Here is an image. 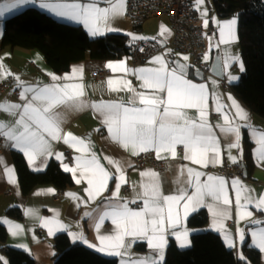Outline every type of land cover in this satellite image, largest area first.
Segmentation results:
<instances>
[{
  "label": "snow or ice",
  "instance_id": "1",
  "mask_svg": "<svg viewBox=\"0 0 264 264\" xmlns=\"http://www.w3.org/2000/svg\"><path fill=\"white\" fill-rule=\"evenodd\" d=\"M195 2L199 10L204 0H195ZM36 3L41 9L48 10L58 17L83 23L93 36L102 35L104 30L113 31L114 29L109 26L110 20L122 15L126 8V0H106L107 7L99 6L97 0H92L90 3H81L80 0H72V2L57 0L56 3L50 0H3L0 3V17L13 13L22 5ZM202 15L207 16L206 9ZM216 23L219 27L220 43H227L225 35L234 36L237 19L233 18L223 24L218 21ZM203 24L207 28L209 20L205 18ZM161 29V34H163L166 29L163 25ZM133 39H144V37L134 36ZM216 47H219V44ZM182 59L186 61L188 57L183 56ZM208 59L209 55L206 53L204 60ZM230 59L237 61L239 58L230 57ZM150 63L158 64L159 67L132 70L141 81L140 87L150 91H137L131 86L130 81L125 82L119 89L112 87L111 79L107 82L112 91L123 90L126 87L129 92L133 93L126 103L101 100L88 104L80 99L84 95L81 84L33 86L20 81L18 76L15 79L17 87L22 89L19 93L22 103L7 100L0 102V111L14 118L12 121L0 120V137L11 142L12 147L23 151L30 163L34 162L37 156L55 155L56 159L62 160V153L52 152L50 140H63L64 143L70 144L76 151L82 153L81 156L75 158V167H69L66 164L63 167L64 171L73 173L77 184L81 183L82 178L86 179L88 187L84 191L87 193V200L83 201L84 203L102 197L104 192L109 191V181L114 182L115 187L111 195L104 197L103 209H98L97 216L94 217L98 233L106 219H110L114 225L113 232L98 235V245L90 244L82 233H69V235L74 241L79 239L84 243H89V246L96 248L97 251H106L108 255L121 257V264H162L163 249L166 246L165 233L168 229H175L180 224L181 208L186 218L190 210L195 211L197 208L207 207L213 216V226L221 225L222 227L223 221L231 218L228 206L232 205L233 201L227 192L229 182L223 177L212 175H207L206 179L202 180L201 177L205 176V173L184 165L178 170L177 192L165 195L161 191L159 174L154 170H145L140 173L142 180L138 185L140 190L136 193V198L128 201L120 197L119 192L122 185L128 182L126 167H132V165L105 156L104 159L113 169L109 171L100 163L95 153L85 155L89 152L88 144L72 133L63 132L62 120L56 111L59 106L64 105L74 109L91 107L101 117L109 137L125 150L130 151L132 156L152 151L157 159H162L164 157L161 153L167 152L174 159L177 156V146H183V159L202 167L223 162L220 137L216 134V128H219L220 133L228 139L226 148L229 153L233 148L242 153L241 129L247 128L256 144L254 155L261 164H264V130H258L248 123L247 114L235 100H232V106L236 109L235 118L224 114L225 123L213 126L207 120L206 107L209 97L206 85L193 83L187 79L185 64L173 62L175 66L169 68L168 62L159 55L153 57ZM106 66L113 71H128L124 61L116 64L110 62ZM229 66L228 60L222 62L224 69ZM240 67L243 70L242 62ZM11 75L14 74L0 63V78H7ZM71 78L67 75L64 77V79ZM52 79L60 78L52 76ZM230 79H235V77H230ZM229 99L232 98L229 97ZM187 109H196L197 117L188 116L185 111ZM222 109L223 106L218 104L216 111L221 112ZM236 120L245 121V123L240 124ZM228 158L233 163L237 162L234 156L229 155ZM78 170L79 177L76 176ZM5 171L13 172L14 170L5 166ZM10 182L14 181L10 180ZM133 187L136 188L137 185ZM231 189L235 192L238 219L251 217L252 213L247 211L249 204H254L257 210L264 212V194L254 199L250 194H246L251 190L246 189L238 178L231 181ZM68 195L79 199L74 193ZM138 201L139 207L129 206L137 204ZM240 209H244L242 214L239 213ZM90 215L91 213H85V216ZM0 222L11 225V222L6 220ZM252 223L264 224V221L253 220ZM19 227V225L12 226L13 235L17 234ZM64 227V225H59L61 229ZM237 233L239 240L243 242L245 238L243 230L238 229ZM49 234H52L51 228H49ZM172 234L178 240H182V247L187 244L186 229L183 232L173 231ZM251 236L255 246L264 251V227L252 230ZM127 238L133 239L128 240ZM224 238L229 247L236 246L229 233L225 232ZM137 239L146 241L148 247L153 249L157 255L133 258L130 248ZM240 258L245 259L242 254Z\"/></svg>",
  "mask_w": 264,
  "mask_h": 264
},
{
  "label": "crops",
  "instance_id": "2",
  "mask_svg": "<svg viewBox=\"0 0 264 264\" xmlns=\"http://www.w3.org/2000/svg\"><path fill=\"white\" fill-rule=\"evenodd\" d=\"M205 1V0H204ZM208 1V0H206ZM3 1H0L2 3ZM52 3H56L57 0H50ZM61 2H72V0H61ZM81 3H90L92 0H80ZM99 6L107 7L106 0H97ZM197 14L199 18L203 20L206 18L209 20V25L214 28L217 33L216 36L208 41V46L203 53V59L205 54L209 55V59L206 61L210 67L218 62L221 63L224 60H228L229 67L224 69L222 67L223 76H218L210 72L206 77L193 66L191 59L188 57V60H183L182 57L186 55L174 54L169 48L170 41L172 39V25L167 17H156L146 20L140 26H135L126 15L127 9V0L126 8L122 15H118L115 18L111 19L109 26L114 29L113 31L104 30L102 35L93 36L89 33L87 28L83 23H77L75 21L68 20L66 18L58 17L55 14L49 12L48 10L41 9L36 4H27L22 5L16 9L13 13L6 14L0 19H6L17 13L24 11L29 7H35L40 11L48 14L49 16L71 24L82 26L84 30L92 37L105 36L107 34H121L129 38L130 43L133 45L135 42L140 40H149L157 42L161 40L165 46H162L165 49V52H160L155 56H162L163 59L168 62V67H174L173 61L175 58L182 59L185 63L188 64L189 69L187 72L186 78L191 80L193 83L205 84L207 87L208 94V105L206 107L207 120L213 125H223L224 114L231 118H235L236 109L232 106V100H235L236 103L245 111L249 120L248 123L255 126L258 130H264V118L254 113L246 104H244L233 92L232 85H235L239 82L241 75L245 72V65L242 59V50L239 42L238 35V18L232 17L228 19H220L216 16L212 9V3L203 2V5L199 6L197 10L196 2H194ZM207 10V16L204 17L202 13L204 10ZM209 13V14H208ZM233 18L237 19V24L234 29V36L228 37L225 35V40L227 43H220L219 27L217 21L220 24H223L226 21H229ZM163 25L166 31L161 29ZM144 37V39H133V37ZM158 43V42H157ZM159 44V43H158ZM219 44V47L216 45ZM211 45V47H210ZM134 50V48H133ZM152 57V58H153ZM230 57H238L237 61H233ZM152 58L145 63L137 64L134 59L133 51L130 55H125L118 59H112L105 62L98 61H83L79 63H74L68 71L63 73H58L47 63L44 54L37 49H21V48H6L0 52V63H2L7 70L12 74L7 78H0V83L5 82L9 78H13V85L4 91H0V102L10 101L13 103H22L20 100L19 93L22 90L17 87L16 76L19 77V80L24 82L27 85H52V84H81L83 85L84 95L80 99L86 101L88 104L96 101H112V102H127L133 93L129 92L127 88L123 90L112 91L109 88L108 81L111 79L113 81V88H121V86L130 81L131 86L137 91H150L145 90L140 87L141 81L137 78V75L133 74L132 70L151 67H159L158 64L150 63ZM120 61L125 62V67L128 70L125 71H113L108 68L106 65L108 63L116 64ZM205 61V60H204ZM243 64V70H241L240 64ZM108 68L111 73L104 81L94 80L91 78V72L93 70ZM190 67H193L192 72L190 73ZM75 69V71H74ZM72 77L71 79H64L65 76ZM52 76L59 77L58 80H53ZM230 77H235V79H230ZM214 82V83H213ZM17 92V93H16ZM231 97L232 99H229ZM222 105L223 109L221 112H217V106ZM56 111L60 114L62 123L61 128L64 133H72L74 136L83 139L86 144L89 146V152L85 155H90L95 153L100 163L109 171H112L110 165L104 159L105 156L118 159L123 162L131 164L132 167H126V179L127 183L123 184L119 195L120 197L131 201L136 198V193L140 190L138 185L140 184L142 177L141 172L145 170H154L159 174L160 187L161 191L165 195L175 194L177 192L178 184L176 183L178 170L181 166L187 165L198 171L205 173V176H202L201 179H206L207 175H212L215 177H223L226 181L229 182L227 192L232 199L233 203L229 207V214L231 218L225 219L223 221V226L216 225L213 226V216L207 207L197 208L195 211H189L188 216L185 218L183 216V209H180L181 222L175 229H168L165 233L166 237V246L163 249V260L162 264L165 261L166 250L171 240L180 249H187L192 245V229L188 226L189 218L200 211H205L208 214V229L223 233L229 232L231 234L230 238L235 242V247H229L225 241L226 246L229 249H232L237 254L238 258L242 260L241 254L245 259L242 261H248L244 251L242 249L243 245L248 242L250 247L259 252L260 254V264H264V251H261L253 243L251 236L252 230H258L259 228L264 227V224H254L253 220L264 221V212H261L256 209L254 204H249L247 211L252 213L251 217H245L238 219V210L235 206V192L231 189V181L233 179H227L226 177L219 174L220 170L224 166H235L242 165L247 173V176L244 175L243 178H238L242 185L246 189L251 190L250 194L254 199L258 198L260 195L264 194V164H261L260 161L254 155V149L256 144L249 134V129L242 128V139L240 145L242 148V153L236 148L231 149L229 153L226 145L228 139H226L222 133H220L219 128H216V134L220 137V150H221V159L222 163L217 162L215 164H209L208 167H202L200 165H195L183 159L184 150L183 146H177V156L172 158L170 153L162 152V159H157L156 154L152 151L151 153L155 156L158 161H162L166 167L163 170H157L151 165L144 167H138L136 164V159L138 156H132L131 152L125 150L119 143L113 141L107 132L106 126L102 123V119L99 114L93 110L91 107H83L81 109H74L64 105L59 106ZM190 117H197L198 112L196 109H187L185 110ZM14 118L9 116L7 113L0 111V120L3 121H12ZM237 123L243 124L245 121L236 120ZM98 130V131H97ZM251 143V161L253 164V170L251 174L246 168V152L247 144ZM51 150L53 153H62V160L56 159L55 155L48 156H37L34 162L30 163L28 157L18 148L12 147L11 142L5 140L2 150L0 151V221H9L11 225L0 222L3 226L6 227L8 233V244L17 249L21 250L34 258L37 264H53L55 256L54 248V239L59 234H68L73 243H81L90 249L95 251L96 248L90 247V244L98 245L99 241L97 239L100 234H110L113 232L114 225L111 223L110 219H106L99 233L95 228L96 220L94 217L97 216V210L103 209L104 197L110 196L111 191L114 189L115 184L113 181H109V191L103 193L102 197L97 198L93 201H88L84 203L83 201L87 200V193L84 189L88 187L86 179L82 178L81 183L77 184L73 173H70L73 180V185L68 187L64 191H60L53 184L46 185H37L34 187L28 194H24L22 187L20 185L17 169L13 160V152H18L22 154L28 164L29 169L35 173L45 172L51 163H58L62 170H64L63 165H68L69 167L76 166V157L81 156L82 153L76 151V149L70 144L64 143L63 140L56 141L50 140ZM79 147V146H77ZM145 154L141 153L140 155ZM68 155L72 156V161L69 163H64ZM139 155V156H140ZM229 155L237 158V162L233 163L228 157ZM5 166L9 169H13V172H6ZM66 172V171H65ZM79 170L76 173V176L79 177ZM10 180L14 182H10ZM133 185H137L136 188ZM191 191V189H189ZM69 193H74L75 196L79 199L73 198L68 195ZM211 202V201H209ZM243 202V201H242ZM139 203V201L137 202ZM132 208L139 207L137 204H130ZM21 208L23 211V218L21 220H16L9 217L7 211L12 208ZM244 209H240L239 213L242 214ZM91 213L90 216H85V213ZM58 222V224H57ZM19 225V231L16 235L12 234V226ZM47 225V226H46ZM59 225H64L63 229L59 228ZM49 228L52 229V234H49ZM11 229V230H10ZM187 230V244L181 246L182 240H178L175 235L172 234L173 231L183 232ZM242 229L244 232V240L241 242L238 238L237 230ZM69 233H82L83 237L89 242L84 243L82 240H73L72 236ZM132 240L133 238H127ZM183 239V238H182ZM144 245L145 250L139 249V245ZM105 256L114 257L118 259L119 264H121V257L108 255L107 252L97 251ZM130 252L133 258L145 257V256H156L157 253L150 249L146 241L137 239L134 243L131 244ZM0 264H9L7 257L1 252L0 244ZM127 258V257H125ZM244 264V263H241Z\"/></svg>",
  "mask_w": 264,
  "mask_h": 264
},
{
  "label": "trees",
  "instance_id": "3",
  "mask_svg": "<svg viewBox=\"0 0 264 264\" xmlns=\"http://www.w3.org/2000/svg\"><path fill=\"white\" fill-rule=\"evenodd\" d=\"M212 9L220 19L238 18V35L245 72L232 85L234 94L254 113L264 118V0H215ZM6 48L40 50L47 63L58 73L68 71L72 64L83 61L105 62L130 55L132 44L127 36L107 34L92 38L82 26L59 21L35 7H29L6 19H0V52ZM175 59V57H174ZM193 67H190V73ZM251 143L247 144L246 168L251 174ZM20 185L28 194L37 185L53 184L64 191L73 185L70 173L58 163H51L42 173L32 172L24 158L13 152ZM9 217L23 218L21 208L7 211ZM192 229V245L180 249L170 241L163 264H260V254L246 242L242 249L248 261L238 258L229 249L224 236L208 229V214L200 211L188 220ZM8 233L0 223L1 252L9 264H37L32 256L8 244ZM53 264H119L118 259L105 256L81 243H73L68 234L54 239ZM139 249L145 250L142 244Z\"/></svg>",
  "mask_w": 264,
  "mask_h": 264
},
{
  "label": "built area",
  "instance_id": "4",
  "mask_svg": "<svg viewBox=\"0 0 264 264\" xmlns=\"http://www.w3.org/2000/svg\"><path fill=\"white\" fill-rule=\"evenodd\" d=\"M194 2L195 0H127L126 15L136 27L151 18H169L173 31L169 48L174 54L188 56L193 66L206 77L211 67L204 61L203 53L208 46L209 38L215 37L217 31L211 26L204 27L202 20L197 14ZM133 46L134 59L137 64L145 63L154 55L165 52V49L160 44L149 40L137 41ZM110 73L111 71L104 67L93 70L91 78L104 81ZM13 81V78H9L5 82L0 83V91L9 89L13 85ZM4 142L5 139L0 137V151ZM71 161L72 156L68 155L64 163ZM136 164L138 167L151 165L157 170H163L166 167L162 161H158L151 153L138 156ZM219 174L227 179L243 178L245 169L240 164L224 166ZM137 205L140 206V203H137Z\"/></svg>",
  "mask_w": 264,
  "mask_h": 264
},
{
  "label": "water",
  "instance_id": "5",
  "mask_svg": "<svg viewBox=\"0 0 264 264\" xmlns=\"http://www.w3.org/2000/svg\"><path fill=\"white\" fill-rule=\"evenodd\" d=\"M157 42H158L161 46H165L164 43H163L161 40H157ZM173 62H179V63L185 64V65L187 66V68H186V73L188 72L189 66H188V64L185 63L182 59H180V58H175ZM173 64H174V63H173ZM174 66H175V64H174ZM211 72L214 73V74H216V75H218V76H221V77H222L223 74H222V66H221V63L216 62V63L212 66V68H211ZM245 176H247V173H246V172H245ZM227 233H229V232H227ZM224 234H225V232L222 233L223 236H224ZM229 234H230V233H229ZM230 236H231V234H230Z\"/></svg>",
  "mask_w": 264,
  "mask_h": 264
},
{
  "label": "rangeland",
  "instance_id": "6",
  "mask_svg": "<svg viewBox=\"0 0 264 264\" xmlns=\"http://www.w3.org/2000/svg\"><path fill=\"white\" fill-rule=\"evenodd\" d=\"M204 2H210V3H212L213 2V0H208V1H204ZM203 5V4H202ZM208 12V11H207ZM209 14V13H208ZM164 263V262H163Z\"/></svg>",
  "mask_w": 264,
  "mask_h": 264
}]
</instances>
